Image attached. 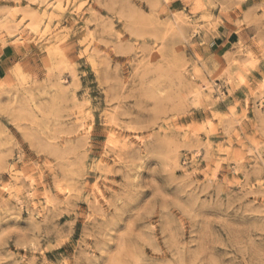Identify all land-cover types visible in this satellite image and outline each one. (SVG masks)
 Masks as SVG:
<instances>
[{
    "label": "rangeland",
    "instance_id": "rangeland-1",
    "mask_svg": "<svg viewBox=\"0 0 264 264\" xmlns=\"http://www.w3.org/2000/svg\"><path fill=\"white\" fill-rule=\"evenodd\" d=\"M0 264H264V0H0Z\"/></svg>",
    "mask_w": 264,
    "mask_h": 264
}]
</instances>
